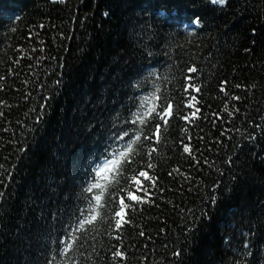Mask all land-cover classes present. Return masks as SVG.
<instances>
[{
    "label": "trees",
    "instance_id": "obj_1",
    "mask_svg": "<svg viewBox=\"0 0 264 264\" xmlns=\"http://www.w3.org/2000/svg\"><path fill=\"white\" fill-rule=\"evenodd\" d=\"M0 9V264H66L65 222L89 159L153 71L138 106L158 90L175 112L144 157L155 187L137 193L147 199L121 230L102 221L78 233L72 264H264V0H0ZM186 75L199 92L184 89Z\"/></svg>",
    "mask_w": 264,
    "mask_h": 264
},
{
    "label": "snow or ice",
    "instance_id": "obj_2",
    "mask_svg": "<svg viewBox=\"0 0 264 264\" xmlns=\"http://www.w3.org/2000/svg\"><path fill=\"white\" fill-rule=\"evenodd\" d=\"M212 2L225 5L228 0H212ZM15 19L18 20L19 17ZM201 23V18L196 17L192 24H185L184 27L188 31H195V25ZM196 71L195 65L187 69L190 73ZM156 75L158 73L155 71L149 72L144 78L143 88L141 81L136 82L135 90L128 97V103L121 111L115 112L106 128L107 134L103 143L95 155L89 159L88 170L83 181V198L78 199L74 213L70 214L65 222L62 251L65 254L66 264H72V256L69 253L75 251V242L89 231V226L95 229L102 221H110L116 230H121L124 224L131 223V220L127 218L128 214L138 207L139 202L152 194L149 191V185L155 187L156 183L154 176L150 174L154 164L146 163L144 157L148 161L152 160L153 152L159 150L162 129L169 125L171 118L175 115L173 99L163 93L157 94L158 90L147 96V104L138 106L137 90L147 92L146 81L149 78H155ZM192 79L193 76H185L184 89L199 92L198 85L188 83ZM191 115L196 116L197 113L193 111ZM36 119L38 120L39 117L37 116ZM183 119L187 121L189 116L184 115ZM184 147L188 148V145L185 144ZM110 182H114V186L106 193L105 190ZM138 192L147 193V196L137 194ZM101 210L103 216L100 215ZM112 234L116 235L117 232ZM243 254L251 255V248L247 246V242ZM112 255L126 258V253L120 248L113 251Z\"/></svg>",
    "mask_w": 264,
    "mask_h": 264
}]
</instances>
